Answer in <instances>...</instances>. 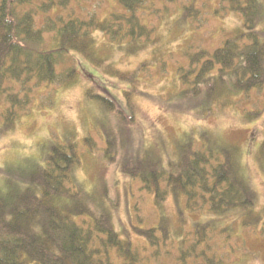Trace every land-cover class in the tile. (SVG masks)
Here are the masks:
<instances>
[{
	"label": "rangeland",
	"instance_id": "obj_1",
	"mask_svg": "<svg viewBox=\"0 0 264 264\" xmlns=\"http://www.w3.org/2000/svg\"><path fill=\"white\" fill-rule=\"evenodd\" d=\"M260 2L263 19L258 31L264 42V0ZM191 5L194 17H185L183 9ZM225 5L219 0H148L139 15L153 29V40L142 41L134 50L125 42L117 45L95 33L94 50L100 65L74 54L68 63L77 71L74 84L33 90L29 110L11 129L0 132V168L42 161L51 142H77L71 176L110 213L119 236L131 240L140 254L137 264H179V249L189 252L188 264H194V253L205 254L204 260L213 256L219 264H264V85L250 92L221 95L207 111L200 106L207 99L204 95L193 100L179 96L188 89L179 75L191 73L189 55L202 51L208 57L242 30L240 14ZM118 10L113 0H76L58 11L65 18L104 20ZM41 19H37L39 27ZM50 41L51 34L46 33L44 46ZM89 89L110 99L115 110H103L88 100ZM203 133L219 145L238 149L241 173L255 194L253 214L261 219L257 224H244V210L223 216L189 213L183 196L174 199L170 192L158 206L139 180L122 174L118 167L127 158L124 152H130L128 157L149 153L167 168L177 159L179 142L196 144ZM84 138L88 143H82ZM107 138L113 142L115 163L105 156ZM161 221L168 240L157 248L148 247L131 227L149 229ZM198 223L210 227L206 244L195 249L196 244H191ZM156 250L157 256L152 257ZM111 258L113 264H126L114 253Z\"/></svg>",
	"mask_w": 264,
	"mask_h": 264
},
{
	"label": "trees",
	"instance_id": "obj_2",
	"mask_svg": "<svg viewBox=\"0 0 264 264\" xmlns=\"http://www.w3.org/2000/svg\"><path fill=\"white\" fill-rule=\"evenodd\" d=\"M73 1L0 0V132L11 129L29 110L34 89L75 83L77 71L68 64L74 54L100 65L94 50L95 33L117 45L125 42L131 50L139 48L142 41L153 40V29L139 15L148 0H113L119 10L104 20L59 14L58 10L66 9ZM219 1L240 14L242 30L208 57L202 51L189 55L191 73L179 75L182 85L188 87L179 96L193 100L204 95L207 99L199 103L202 111L221 95L250 92L264 85V42L258 31L263 19L260 0ZM192 6L183 9L185 17H194ZM46 33L51 34L47 47ZM85 96L103 110H115L104 95L89 89ZM88 141L84 138L82 143ZM67 142H51L40 162L29 160L21 166L0 168V264H113L111 253L126 264H137L140 254L131 240L119 236L110 213L72 178L77 142ZM105 143V156L114 162L113 142L107 138ZM124 154L127 158L118 166L121 173L139 180L142 190L151 192L158 206L170 192L174 199L183 196L189 213L223 216L244 210L245 225L261 220L253 214L255 194L241 173L234 145H219L203 133L196 144L192 140L179 142L177 159L167 168L149 153ZM131 227L148 247L157 248L168 240L163 221L149 229ZM209 227L208 223L194 226L191 245L196 244L195 249L206 244ZM187 255L188 251L179 249L177 262L188 264ZM155 256L157 250L152 252ZM204 256L194 253V264H219L215 257L204 260ZM200 259L204 263H199Z\"/></svg>",
	"mask_w": 264,
	"mask_h": 264
}]
</instances>
